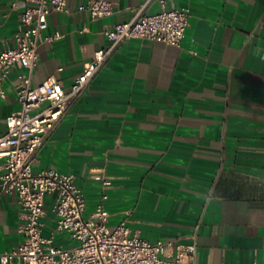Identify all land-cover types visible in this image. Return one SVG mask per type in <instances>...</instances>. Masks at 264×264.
<instances>
[{
    "label": "crops",
    "instance_id": "crops-1",
    "mask_svg": "<svg viewBox=\"0 0 264 264\" xmlns=\"http://www.w3.org/2000/svg\"><path fill=\"white\" fill-rule=\"evenodd\" d=\"M110 1L112 13L95 19L78 9L87 0H67L66 12L49 13L46 33L62 36L38 45L32 71H8L0 133L19 108L22 75L32 86L54 76L68 88L94 51L108 46L104 29L131 19L141 4ZM29 4L0 0V50L14 45ZM168 6L190 12L179 45L120 44L46 137L33 170L72 173L86 214L103 200L111 227L125 220L148 241L194 245L192 264H264V0H168ZM157 7L153 2L150 10ZM98 174L110 179L108 188ZM51 204L49 195L45 235L54 227ZM19 223L15 194L0 193V254L19 244ZM54 240L75 243L64 234Z\"/></svg>",
    "mask_w": 264,
    "mask_h": 264
},
{
    "label": "built area",
    "instance_id": "built-area-1",
    "mask_svg": "<svg viewBox=\"0 0 264 264\" xmlns=\"http://www.w3.org/2000/svg\"><path fill=\"white\" fill-rule=\"evenodd\" d=\"M153 2L156 10H150ZM92 19L108 16L113 11L110 0H87L78 6ZM51 11H67V0H30L20 15L13 35L14 45L0 50V97L2 81L8 71L22 66L32 71L38 62L37 48L62 36L46 33ZM190 12L188 8L168 6V0H141L131 19L115 23L103 31L109 44L94 51L81 72L68 88L54 76L31 85L29 75H22L16 97L19 108L5 118V131L0 133V193H14L20 208L19 244L0 254V263L16 258L23 264H192L195 247L175 239L148 241L131 233L125 220L108 225V212L103 200L86 214L84 193L69 172L53 167L33 170L46 137L56 128L104 67L113 51L130 39H150L179 45ZM103 189L110 186L108 177L94 176ZM52 196L50 212L54 227L43 233L47 209L45 198ZM102 199L106 198L103 192ZM66 235L75 243L71 247L55 243V236Z\"/></svg>",
    "mask_w": 264,
    "mask_h": 264
}]
</instances>
